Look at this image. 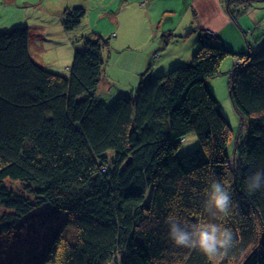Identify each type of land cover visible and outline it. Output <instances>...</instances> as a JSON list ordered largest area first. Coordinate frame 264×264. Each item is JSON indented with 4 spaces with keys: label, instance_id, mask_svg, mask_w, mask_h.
<instances>
[{
    "label": "trees",
    "instance_id": "16d2710c",
    "mask_svg": "<svg viewBox=\"0 0 264 264\" xmlns=\"http://www.w3.org/2000/svg\"><path fill=\"white\" fill-rule=\"evenodd\" d=\"M256 1L227 0L226 10L237 21ZM85 14L65 8V28ZM108 40L84 35L65 75L33 59L28 26L0 30V264H264V181L248 189L264 174V40L246 53L204 40L190 62L157 77L148 67L135 92L107 105L98 89ZM229 54L241 59L229 88L246 124L232 156L231 125L207 84ZM190 134L198 147L179 155ZM225 180L230 215L217 223L231 246L209 257L176 245L167 218L210 222L205 189Z\"/></svg>",
    "mask_w": 264,
    "mask_h": 264
},
{
    "label": "rangeland",
    "instance_id": "374dc122",
    "mask_svg": "<svg viewBox=\"0 0 264 264\" xmlns=\"http://www.w3.org/2000/svg\"><path fill=\"white\" fill-rule=\"evenodd\" d=\"M122 3L121 0H87V2L85 1L80 5H76L84 7L86 14L79 26L67 30L60 14L48 16V14L43 12V9L47 7L52 8V10L55 9L56 5L54 0H49L47 4L39 0H18L13 2L12 0H0V30L3 26H7L5 29H11L15 26H28L30 30V50L33 59L42 67L65 75L69 74V68L76 51L75 49L80 45L78 43H80L84 35L97 34L103 36L104 39L109 38V44L104 50V61L110 75L112 74L110 76L112 83L110 84V90L107 93L104 92V101L107 105H110L119 95L125 94L126 92H135L140 85L141 79L144 78L141 75L144 68L140 70V67L143 65L141 62L144 60L145 54L142 56L144 49L139 45L144 40H147V38H141L140 40V37L136 38V34H138L140 29L141 33L144 34L147 31L146 25L148 23L142 18L140 9L135 8L134 4L123 8L121 7ZM224 3L226 7L228 2ZM98 9L108 13L100 16L99 12H96ZM111 10L114 11V15L109 14ZM249 10H253V14H247L246 12ZM247 11L240 16H247L249 19L244 17V20L239 22L241 18L239 17L237 21H234V26L238 28V40H232V44L224 41V39H227L226 36L225 38L220 36V39H216L215 41L206 38L211 40L213 44L225 45L227 49H233L236 53H246L251 46L257 50L260 45H253L254 43H251L254 32L257 30L256 28L253 31L254 26H258V23L254 25L255 20L253 15H255L257 21L264 18V2L256 1ZM168 16L167 13L158 20V24L155 27L156 34L149 38L152 44L159 43L167 47L165 57L160 47L151 51L148 62L151 72L148 71V73H152L154 70L153 77L167 73L175 66L190 62L191 57L188 60L186 56L179 54L181 59L175 57L176 62L170 67V63L173 60L169 59V55L173 52H178V50L188 48L191 42L196 40L198 36L195 32L189 33V36H180L182 24H180L177 30L178 32L171 33L164 31L163 28L169 27L170 25H178L179 23L180 17L175 18L174 21ZM182 23L184 24V22ZM137 27L141 28L134 30ZM248 30L250 31L248 32ZM187 33L188 31L182 35H186ZM67 48H70V55L65 56ZM146 55L148 57L147 53ZM227 60L231 62L229 66L232 68L235 63L234 60L240 61L241 59L239 56L229 54L221 63L220 73L208 79L207 84L219 102V109L222 115L231 125L227 151L232 156L236 141L240 139L241 134L246 135V124L244 125L243 118L235 108L230 97V74L224 68V65H227ZM198 145V136L196 134H190L182 140L178 154L184 155L191 152ZM6 184L19 193L23 189L22 184L16 181L6 180ZM207 216L210 222L217 223L219 221L208 213ZM17 248V239L13 237L7 248L9 255L12 252L14 253Z\"/></svg>",
    "mask_w": 264,
    "mask_h": 264
},
{
    "label": "crops",
    "instance_id": "0c3cea01",
    "mask_svg": "<svg viewBox=\"0 0 264 264\" xmlns=\"http://www.w3.org/2000/svg\"><path fill=\"white\" fill-rule=\"evenodd\" d=\"M18 1V0H12ZM30 1V0H26ZM44 1V3L47 4L49 0H39ZM87 2V0H54V3L56 5L55 9L52 10V8H44L43 12L48 14V16L52 15H58L60 14L61 17L63 16V12L65 8L72 7L73 5H80L83 2ZM90 1V0H89ZM100 1V0H99ZM123 3L121 4V7H127L132 4L135 5V8L140 9V12L142 14V18H144L147 21V31L143 34L141 33V27H137L139 30L138 34H136V38H147V40H144L139 46L144 49L143 54L144 60L141 62L143 65L140 67L144 68L143 72L146 70L145 68H148V62L149 57L151 56V51L157 47L161 48V52H164V57L166 54V46L163 44H152V41L149 39L151 36H153L155 33V27L158 24V20L165 16V14L168 13V17L172 18V20L175 21V18H179L178 25H170L169 27L163 28L166 32L175 33L178 32L180 24H182V32L180 36H189V33L195 32L197 36L196 40H193L191 42V45L184 49V50H178V52H173L169 55V59L173 60L170 63V67L174 62H176L175 57H179V54L182 56H186V59L189 60V58L192 56L193 52L202 44L204 40H209L205 36L208 31L212 32L213 35H217L218 37L222 36L224 41L229 44H232V40H238V32L237 27L234 26V21L230 18L225 3L226 0H121ZM97 3V2H95ZM96 12L100 14V16H103L104 14H107L108 12H103L102 10H96ZM114 15V11H109V14ZM247 14H253V10H249L246 12ZM160 14V16H159ZM159 16V17H157ZM244 17L247 16H241L240 21L244 20ZM248 18V17H247ZM253 18L255 20V23H258V26L255 25L254 29L257 28L254 32L253 45H260L261 42L264 40V18L257 21L255 19V15H253ZM249 19V18H248ZM13 20V19H12ZM11 20V21H12ZM184 22V24L182 23ZM142 26V23H141ZM257 26V27H256ZM7 27V26H6ZM5 26L1 27L3 29L6 28ZM133 29V27H132ZM253 29V31H254ZM188 33L186 35H182L185 32ZM249 31V30H248ZM138 42V41H137ZM31 46V43H30ZM31 51V50H30ZM67 52H65V56L70 55V48L66 49ZM180 52V53H179ZM148 54V57L146 55ZM178 59V58H177ZM181 59V57H179ZM169 60V61H170ZM235 61V60H234ZM230 61L227 60V65H224V68L229 72L232 68H230ZM148 66V67H147ZM223 66V65H222ZM151 70V69H150ZM151 72V71H150ZM154 70L152 71V73ZM112 75V74H111ZM110 72L108 71V67H106V64L104 63V78L102 79V82L99 86L98 92L104 94L107 93L112 83V78L110 77Z\"/></svg>",
    "mask_w": 264,
    "mask_h": 264
},
{
    "label": "clouds",
    "instance_id": "9594fccd",
    "mask_svg": "<svg viewBox=\"0 0 264 264\" xmlns=\"http://www.w3.org/2000/svg\"><path fill=\"white\" fill-rule=\"evenodd\" d=\"M211 36L214 35L211 34ZM262 181H264V174L260 172L249 177V191L261 188ZM229 188L230 183L225 180L223 184L219 181H213L209 188L205 189L207 199L204 204V211L220 221L225 220L230 215L232 201ZM167 223L170 228L169 237L176 245L198 248L209 257H213L221 249H227L232 244L231 229L224 227L222 223L201 220L194 224H181L173 216L167 218Z\"/></svg>",
    "mask_w": 264,
    "mask_h": 264
},
{
    "label": "built area",
    "instance_id": "2783aa9c",
    "mask_svg": "<svg viewBox=\"0 0 264 264\" xmlns=\"http://www.w3.org/2000/svg\"><path fill=\"white\" fill-rule=\"evenodd\" d=\"M207 33H208V34H212V32H210V31H208ZM236 62H238V61H236Z\"/></svg>",
    "mask_w": 264,
    "mask_h": 264
},
{
    "label": "water",
    "instance_id": "95a60500",
    "mask_svg": "<svg viewBox=\"0 0 264 264\" xmlns=\"http://www.w3.org/2000/svg\"><path fill=\"white\" fill-rule=\"evenodd\" d=\"M211 35V34H210Z\"/></svg>",
    "mask_w": 264,
    "mask_h": 264
}]
</instances>
